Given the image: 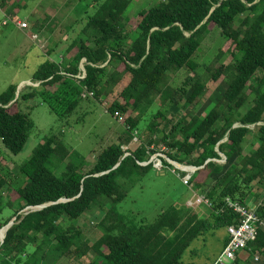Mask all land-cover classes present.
Segmentation results:
<instances>
[{"label": "trees", "instance_id": "obj_1", "mask_svg": "<svg viewBox=\"0 0 264 264\" xmlns=\"http://www.w3.org/2000/svg\"><path fill=\"white\" fill-rule=\"evenodd\" d=\"M21 1L0 0V6L16 16ZM132 1L94 0L95 14L79 23L80 32L63 49L71 60L41 65L33 77L37 87L17 96L18 86L11 85L0 94V230L15 219L0 243V264H43L71 254L86 259L91 253L89 264H184L182 257L195 240L240 220L228 200L255 205L264 221V197L255 201L264 192V0H166L136 17L135 25L127 18ZM59 26L66 34L74 27ZM215 30L225 48L217 45L206 64H194ZM62 43L48 48V56ZM83 60L86 77L78 79ZM221 78L227 89L204 116H180ZM90 93L97 101L115 96L108 107L112 117L135 113L118 141L84 171V160L51 132L14 176L2 162L4 154L21 153L35 128L19 101L41 99L65 128ZM174 107L176 122L168 116ZM253 132L256 148L249 144ZM154 136L167 147L169 159L197 168L188 181L192 189L203 190L216 176L206 191V217L187 205L169 207L153 222L120 210L131 189L129 179L154 169ZM138 140L131 150L129 144ZM224 158L227 164H219ZM8 191L14 196L5 198ZM94 207L105 214L98 224L100 237L91 243L74 223ZM5 210L10 214L3 218ZM247 250L264 257V227ZM234 264H240L238 256Z\"/></svg>", "mask_w": 264, "mask_h": 264}, {"label": "rangeland", "instance_id": "obj_2", "mask_svg": "<svg viewBox=\"0 0 264 264\" xmlns=\"http://www.w3.org/2000/svg\"><path fill=\"white\" fill-rule=\"evenodd\" d=\"M15 1L18 2V0H9V4ZM93 1L22 0L20 2V10H17L18 13L15 12L16 16L9 15L7 9L0 6V94L5 92L11 85L20 87L19 93L25 92L29 86L37 87L35 86L37 82L33 81L34 74L47 61L56 63L69 62L71 57L65 55L63 49L80 32L82 20L95 14L98 5L93 3ZM162 1L166 0H133L129 7L127 18L132 20L134 22L133 25H135L134 19L136 17L141 13H146ZM20 22H26L28 27L20 28L18 26ZM37 22H39L40 26L36 25ZM52 23L54 24L53 26ZM62 23H71L74 26L73 30L69 32L68 40H63L67 34L65 29H63V32L61 31L59 25ZM52 27L53 31L50 29ZM52 35L55 37V41L50 39ZM61 40H63L64 44L57 48L55 53L48 56L49 44L54 47ZM224 43L217 30L212 32L204 41L194 64H206L209 59L213 58L215 47L217 45L220 47L221 45L225 48ZM229 61L230 59L228 58L225 60V62ZM182 79L183 76L178 78L175 84H181ZM226 89L227 84L223 78L217 82H210L197 105L190 107L187 111H181L180 116L187 118L189 113L204 116L208 109L221 98ZM114 98L115 96H110L97 101L92 95H89L87 99H83L79 112L68 120L70 125L65 128L62 127L61 122L52 113L49 106L41 103V99L28 102L20 100L19 107L21 111L30 113L31 119L35 123V128L31 132L23 151L18 155H13L6 151L2 162L10 167L15 176L18 173V167L28 161L34 149L43 143L44 138L49 133L53 132L63 139V142L70 150L76 152L84 160V171L89 170L97 161L98 156L123 135L127 118L135 116V113L130 110L123 115V118L112 117L108 113V107L114 101ZM15 110V108L12 109V111ZM177 111L178 108L174 107L168 114L169 118L175 117ZM177 118L173 119L174 122L177 121ZM256 135L257 133L253 132L250 138L249 144H255L253 148H256ZM133 142L129 144L131 150H135L140 145L139 140ZM150 149H154L156 152L151 155L150 162L164 159L170 163L171 159L165 155L169 151L157 136H154L153 145L150 146ZM248 149L246 148L245 153H247ZM224 160H220L218 163L226 165L227 163ZM177 165L179 167L185 166V164ZM178 170L181 169L176 165L172 164L171 167H168L163 163V167L159 168L154 165V169L143 176L133 175L129 179L131 184L130 192L120 204V210L122 212L138 213L149 222H153L163 210L172 206L187 205L189 207L195 206L193 208L199 215L206 217L208 215L207 204L196 207V205L191 206L187 202L195 199V195L206 196V191L215 182L216 176L209 180L203 190L198 191L192 189V186L184 182L183 176ZM4 196L5 198L14 196V191H8ZM263 197L264 192L261 191L260 197L255 201L260 203ZM38 209V207L35 208V210ZM9 214V210H5L2 217L5 218ZM104 214L105 211L94 207L76 221L74 225L83 230L88 240L93 243L100 237L101 232L98 224ZM225 236L226 229L218 228L195 240L183 255L182 262L184 264H212L220 253L221 244ZM256 257L259 258L258 261L255 260ZM93 259V253L86 259H77L71 254L59 261L51 260L43 264H89V260ZM239 263L264 264V257L258 253H247L246 258L239 261Z\"/></svg>", "mask_w": 264, "mask_h": 264}, {"label": "built area", "instance_id": "obj_3", "mask_svg": "<svg viewBox=\"0 0 264 264\" xmlns=\"http://www.w3.org/2000/svg\"><path fill=\"white\" fill-rule=\"evenodd\" d=\"M20 28H27L28 24L26 22L18 23ZM85 61V60H84ZM83 61V63H84ZM78 79H83L86 77V71L83 65L80 68V72L76 76ZM39 82L35 86H38ZM89 95H92L90 93ZM85 96V95H84ZM154 165L161 168L163 167L162 160L153 161ZM171 163V161H170ZM144 165L147 164L143 163ZM187 172V171H186ZM189 177L187 175L182 179L186 184H188ZM194 201V202H193ZM191 206L196 205L200 206L202 204L210 205V201L206 196L195 195V199H192L188 202ZM229 206L240 216V220L237 223H234L227 227V233L229 235V241L213 262V264H231L235 261L237 255L248 248V245L256 239L257 231L259 226L264 227V221L260 219L259 215L256 212V206L252 207L243 206L238 202H233L228 200ZM195 207V206H193ZM35 210V208H27L26 212ZM258 260V257L256 258Z\"/></svg>", "mask_w": 264, "mask_h": 264}, {"label": "water", "instance_id": "obj_4", "mask_svg": "<svg viewBox=\"0 0 264 264\" xmlns=\"http://www.w3.org/2000/svg\"><path fill=\"white\" fill-rule=\"evenodd\" d=\"M19 90H20V87H18V90H17V94L19 93ZM260 125L261 124H263V123H259ZM235 126H237V125H235ZM252 128H254V126H252ZM175 163V164H174ZM171 164H173V165H176L179 169H181V170H183V171H187V172H195L196 170H197V168L196 167H191V166H183L184 168H181V167H179L177 164H179V163H177V162H174V161H172L171 160ZM119 166V164L116 166V167H118ZM181 166V165H180ZM185 168H189V169H185ZM187 177H189V174L187 175ZM191 177V176H190ZM45 206H47V205H44V206H39L38 208L39 209H42V208H44ZM34 208H37V207H34ZM14 221H15V219H13L8 225H6L5 227H7L8 229L14 224ZM5 227H3V228H5ZM2 228V229H3ZM1 229V230H2ZM0 230V231H1ZM4 242V241H3ZM2 242V243H3ZM1 243V244H2ZM1 244H0V246H1Z\"/></svg>", "mask_w": 264, "mask_h": 264}, {"label": "crops", "instance_id": "obj_5", "mask_svg": "<svg viewBox=\"0 0 264 264\" xmlns=\"http://www.w3.org/2000/svg\"><path fill=\"white\" fill-rule=\"evenodd\" d=\"M53 26V25H52ZM53 28V27H52ZM52 28H50L51 30H52ZM54 35V34H53ZM52 35V37H50V39H53L52 41H55V37ZM70 35H69V33L63 38V40L65 39V40H68V37H69ZM52 41H51V43H52ZM47 42H49V40H47ZM64 44V42L62 43V45ZM62 45H60V46H62ZM52 47V44H49V46H48V48L50 49ZM65 48V47H64ZM70 56V55H69ZM228 237V233H227V231H226V236L224 237V239H223V241H222V244H221V248H220V252L222 251V249H223V244H224V242H225V240H226V238ZM247 253H249V251L248 250H246V251H242V252H240L239 253V255H238V259H239V261H241L242 259H245L246 258V254ZM257 258V257H256ZM256 258H255V260H256ZM259 260V259H258ZM257 261V260H256Z\"/></svg>", "mask_w": 264, "mask_h": 264}, {"label": "clouds", "instance_id": "obj_6", "mask_svg": "<svg viewBox=\"0 0 264 264\" xmlns=\"http://www.w3.org/2000/svg\"><path fill=\"white\" fill-rule=\"evenodd\" d=\"M83 61H84V60H83ZM84 62H85V61H84ZM82 64H84V63L82 62ZM83 67H84V66H83ZM224 159H225V158H224ZM222 161H223V160H222ZM224 161H226V160H224ZM188 167H189V166H188ZM191 167H192V166H191ZM193 173H194V172H188L187 175H188V174H189V175H192ZM188 202H189V201H188ZM188 202H187V203H188ZM253 202H254V200H253L250 204H252ZM209 206H210V205H209ZM251 206H253V205H251ZM192 208H193V207H192ZM25 210H27V209H25ZM226 231H227V230H226ZM228 237H229V235H228ZM225 246H226V245H225ZM223 249H224V248H223ZM223 249H222V250H223ZM246 250H247V249H246ZM246 250H243V251H246ZM221 252H222V251H221ZM221 252H220V253H221ZM241 252H242V251H241ZM220 253H219V254H220ZM238 255H239V254H238ZM238 255H237V256H238ZM218 256H219V255H218ZM236 258H237V257H236ZM258 259H259V258H258ZM235 260H236V259H235ZM257 261H258V260H257ZM234 262H235V261H234ZM234 262L231 263V264H234ZM212 264H213V263H212Z\"/></svg>", "mask_w": 264, "mask_h": 264}, {"label": "bare ground", "instance_id": "obj_7", "mask_svg": "<svg viewBox=\"0 0 264 264\" xmlns=\"http://www.w3.org/2000/svg\"><path fill=\"white\" fill-rule=\"evenodd\" d=\"M181 168H183V166H182ZM187 169H189V168H187ZM7 230H8L7 227H5V228H3V229L1 230V232H0V243H1V240H2L4 234L6 233Z\"/></svg>", "mask_w": 264, "mask_h": 264}]
</instances>
